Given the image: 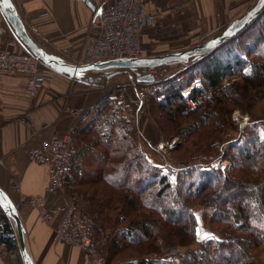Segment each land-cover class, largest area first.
Segmentation results:
<instances>
[{"label": "trees", "instance_id": "trees-1", "mask_svg": "<svg viewBox=\"0 0 264 264\" xmlns=\"http://www.w3.org/2000/svg\"><path fill=\"white\" fill-rule=\"evenodd\" d=\"M222 52H228V56L218 57ZM243 53L246 58L241 57ZM184 63L189 66L182 73L167 78L156 88L151 96L152 107L158 108L169 124L186 114L192 117L198 114L197 130L206 128V125L211 130L219 128L215 119L210 120L212 116H229V102L233 106L248 99L252 93H260L259 89L264 87V10L237 36L211 52L190 57ZM245 67L249 68L248 72ZM180 75L183 78L179 79ZM196 77L200 84L191 89L189 96H183L180 89ZM224 78L228 79L223 82ZM208 91L211 92L206 95ZM159 93H164V97L158 99ZM188 99L194 100L195 104L191 106ZM247 106L242 113L249 114L250 131L246 137L252 143L236 146L231 155L232 170L254 168L260 173V164L264 161V134L258 135L257 132L264 125H260L262 118L250 113L251 104ZM89 116L85 123L76 124L72 130L71 158L65 169L63 191L72 199L74 192L79 193L86 202L84 211L90 215L96 210V199L104 198L102 194L106 192H97L98 181L105 180L121 189L122 198L118 199L121 205L105 201L101 203L103 210L98 216L102 225L113 229L111 236L109 231L108 256L114 248L115 251L132 248L137 251V258L120 264H258L249 252L264 244V178L220 170H213L210 176L202 169L200 172L207 174L205 178L193 182L187 177L200 178L195 172L199 167L195 165L171 170L174 174L171 177L162 172V165L152 162L146 155L135 119L124 105L114 102L112 94H108ZM159 129L163 132L161 126ZM97 158L103 162L100 164ZM106 159L111 163L107 164ZM245 189L246 193H243ZM247 190L253 191V195H247ZM193 202L214 208V232L219 236L203 239L197 250L182 252L175 245L163 244V247L178 249L175 261L169 263L153 257L151 254L159 251L156 238L160 236L156 228L160 220L168 225L166 236L178 230L186 235L180 240L181 244L194 240L196 222L190 210ZM128 209L134 215L139 209L142 213L139 218L115 228V224L123 219L113 215L122 212L121 217L127 221ZM244 239L248 243L242 248L240 257L231 256L230 247L234 242L240 245Z\"/></svg>", "mask_w": 264, "mask_h": 264}, {"label": "crops", "instance_id": "crops-1", "mask_svg": "<svg viewBox=\"0 0 264 264\" xmlns=\"http://www.w3.org/2000/svg\"><path fill=\"white\" fill-rule=\"evenodd\" d=\"M11 1L39 47L66 63L81 64L78 63L81 50L99 35V18L93 16V11L101 1L112 0ZM141 1L144 18L139 35L143 55H155L182 51L209 38L218 28L234 23L257 0ZM13 35L0 14V47ZM13 50L28 49L21 42ZM41 69L45 81L33 97L26 90V74L0 73V190L12 203L20 202L21 196L25 198L16 212L24 229L31 264H76L86 259L85 250L54 236L63 209L54 211L51 220L45 221L28 198L44 196L50 209L74 200L80 210L86 207V202L74 191L73 199L66 191L61 197L47 193V166L31 161L29 150L51 136L72 133L75 125L85 123L108 94L135 119L142 148L151 161L154 155H159L155 144L162 135L152 120L140 112L142 107L137 105L129 86L125 95H120L118 90L127 81L128 70L109 77L86 74L76 78L42 61ZM0 264H25L16 230L5 209L0 214Z\"/></svg>", "mask_w": 264, "mask_h": 264}, {"label": "built area", "instance_id": "built-area-1", "mask_svg": "<svg viewBox=\"0 0 264 264\" xmlns=\"http://www.w3.org/2000/svg\"><path fill=\"white\" fill-rule=\"evenodd\" d=\"M98 16L99 35L92 42L84 46L81 50L78 63L102 62L117 57H137L143 56V49L139 30L144 18V8L141 0H112L110 3L101 1L93 11V16ZM21 43L14 34L4 47H0V73L14 74L21 73L28 76L26 90L29 96L37 94L45 81V75L41 69V60L31 51L15 52L13 46ZM158 66L144 68V73L154 76L152 81L138 82L136 73L129 83L130 88L135 94L136 103L142 107L145 101L152 95L156 88L161 85L165 76L160 73ZM183 75L179 76V79ZM200 84L198 77L180 89L183 96H189L193 87ZM128 88L120 86L119 93L124 96ZM209 94V91L206 95ZM164 93L157 95L158 99L164 97ZM188 103L193 106L195 101L188 99ZM77 113V112H75ZM244 120H247L245 118ZM71 131L62 136H51L40 146L29 150L31 161L47 166V183L45 190L47 193L62 196L64 190L65 169L71 158L70 151ZM175 145V140H160L156 144L158 152L167 154V150ZM1 162V157H0ZM166 162V171L173 170L178 163L172 159ZM168 168L170 170H168ZM25 200L20 197V202L12 203V207L17 210L20 203ZM29 204L38 208L43 220L50 221L54 211L63 209V214L54 228L55 239L71 245L83 248L86 252V259L76 264H106V259L99 245L104 241L95 238V230L91 216L79 210L72 200H68L62 207L50 209L47 206V199L44 196L28 198ZM4 209L0 203V214ZM177 250L168 248L158 255L159 260L175 261Z\"/></svg>", "mask_w": 264, "mask_h": 264}, {"label": "rangeland", "instance_id": "rangeland-1", "mask_svg": "<svg viewBox=\"0 0 264 264\" xmlns=\"http://www.w3.org/2000/svg\"><path fill=\"white\" fill-rule=\"evenodd\" d=\"M225 28L226 27L218 28L216 31L213 32L212 35H215L221 32ZM204 40L196 43L195 45L203 42ZM227 54L228 52L226 53L222 52L218 54V57L228 56ZM246 56L247 55L244 53L241 54L242 58H246ZM187 66L189 65H187L184 62H172V63L160 65L157 67V69H159L160 73H162L165 76V80H166L169 77L177 76L178 74L182 73L181 71L187 68ZM145 70L146 69H135V70L126 71L127 81L124 83V86H129V83L132 80L130 78H134L136 73H144ZM246 71L247 72L249 71L248 67H245V72ZM226 79L228 78H224L223 82H225ZM237 80L239 81L240 78H238ZM259 90H260V93H254V94L252 93L250 94L248 99H243L241 101H238L237 103H234L233 106L229 102L228 103L229 107L227 109L229 111L228 113L229 116L228 115H221V116L216 115L213 118V116L211 115L212 117L210 118V120L215 119L218 122V126H219V128H217L218 130L214 128H212L211 130V128L209 129L208 125L205 126L206 128H201L200 130H197L196 120L199 116L198 114L195 115L194 117H192V115L190 114H186L182 117H179L177 122L173 121L172 123L170 122L169 124V122L166 119L165 120L163 119V117L160 115V112H158L160 110H158V108H155L154 106L152 107V103H151L152 95H150V97H148V99L143 104L140 112H143L144 114H146V116L149 119L152 120V122L154 123V126L156 127V130L158 129L160 131L159 127L160 126L162 127L164 133L160 131L162 137H160L158 141L175 140V145L171 149L167 150L166 152L167 154L163 155L162 153L159 152V155H154L155 159L152 160V162H155V163L157 162L160 165H162L161 166L162 172L169 174L171 177H174L173 172L166 171L167 167H166L165 161L167 160V158L172 159L175 163H178L173 170L180 168L182 166H194V165H195L194 167L198 166L199 168H197L195 172L200 178H198L197 176H195L194 178L190 176L187 177V180L191 179L193 180V182H197L205 178L207 174L200 172V170L202 169L207 170L210 176L213 175L214 173L213 170H220L221 172H225V173L226 172L230 173L232 171L234 173L237 172L236 174L247 173L250 175L252 174V176H255V177L259 176L261 178H264V161L260 164V173L256 172L257 170H254V168L233 169L232 170L233 164L231 161V155L235 151L236 146H239V145L249 146V144L252 143V141L246 137V133L248 134L250 131L249 130L250 124H248L249 114L246 112L242 113L243 109L248 108L247 106L248 104H251L252 106V109H251L252 112L250 113L256 117L262 118V120L260 121V125L261 124L264 125V87H262ZM245 118H247V120H244ZM257 133L258 135L264 134V126H261ZM209 134L211 135L209 136ZM207 136L209 137L207 138ZM156 144H155V147H156ZM96 160L100 164L103 162L102 159L97 158ZM104 161L107 164L111 163L110 160L108 159ZM98 168L100 170V167ZM168 170L170 169L168 168ZM98 182L99 184L96 186L97 192L99 193V191L105 190L107 193L104 192V194H102L104 198H101V200L96 199V202H95L97 205L96 210L90 215L92 217L93 228L95 230V238L96 239L104 238V241L98 247L105 256L106 264H120L121 262L127 261L128 259L137 258V255H138L137 251L132 250V248H127L125 249V251L118 250V249L117 251H115L116 248H114L115 252L112 251L111 255L108 256L107 254L108 241L112 233L111 230L113 229L110 230L108 226L102 225V222L98 219V216L100 217V214H102L101 211L103 210V207H102L103 204L101 203L105 201H107V203L115 201L121 205V202H119L118 199L122 198V194H121L122 191L121 189H118L106 183L105 180L101 179ZM99 185H102V187ZM184 191L185 189H183V192ZM243 193H246V189L243 190ZM247 195L252 196L253 191L247 190ZM80 210L84 211L83 208H81ZM139 210L134 215L133 212H131L128 209L127 218L129 219L127 221L125 220V218L121 217L122 212L120 213V215L114 214L113 216L115 217L120 216V219H123V222H117L115 224V228L122 227L125 224H128L130 220L136 219V217L139 218L138 215H141L139 213L140 212L142 213V211L139 212ZM145 210L146 209H143V211ZM190 210L192 211V214L194 215L195 222H196L195 229H194V240L191 243L181 244L180 240L182 238H185L186 235L181 234L178 230H176L177 231L176 233H169V237L166 236L164 233L167 232L168 225H166L163 220H160L159 225L156 228V233H159L158 235L160 236L156 238V243L159 246V251L156 253H152L151 255H154V254L158 255L162 251L167 250L168 249L167 247H163V244L165 245L167 243L177 246L178 249L182 252L189 251V250H197L200 248V241H202L203 239L210 238L212 236H215L217 238L219 236L218 233L214 232L215 223L213 219V216H214L213 207L193 202L190 205ZM109 231H110V236H109ZM156 233L155 235H157ZM174 234H177V236ZM205 234H210V235L205 237ZM247 243H248L247 239H244L243 241H241L240 245H238L237 242H234V245L230 247V250H229L230 255L240 257L242 248L243 249L246 248ZM172 248H175V247H172ZM249 253L253 257L256 263L264 264V244H260L257 247L252 248ZM155 258L158 259V257L156 256ZM162 261L166 263L171 262V261H166V260H162Z\"/></svg>", "mask_w": 264, "mask_h": 264}, {"label": "water", "instance_id": "water-1", "mask_svg": "<svg viewBox=\"0 0 264 264\" xmlns=\"http://www.w3.org/2000/svg\"><path fill=\"white\" fill-rule=\"evenodd\" d=\"M264 10V0H257L240 18L221 32L210 36L203 42L182 51L167 52L155 55H143L137 57H117L102 62L71 64L66 63L55 56L48 54L43 48L39 47L29 36L24 23L11 0H0V14H2L6 24L10 26L14 34L35 54L44 64L54 68L58 72H64L72 77H81L86 74H96L99 76H112L118 72L126 70L144 69L160 66L172 62H186L190 57L201 55L213 51L226 40L237 36L249 24H251ZM154 76L149 73H139L136 76L138 82L152 81ZM0 203L8 216L12 220V226L16 230L18 242L22 250L25 264H31L27 254L25 233L22 223L16 210L12 207L5 194L0 190Z\"/></svg>", "mask_w": 264, "mask_h": 264}, {"label": "snow or ice", "instance_id": "snow-or-ice-1", "mask_svg": "<svg viewBox=\"0 0 264 264\" xmlns=\"http://www.w3.org/2000/svg\"><path fill=\"white\" fill-rule=\"evenodd\" d=\"M198 235H199V233H198ZM210 234H205V237H207V236H209Z\"/></svg>", "mask_w": 264, "mask_h": 264}]
</instances>
